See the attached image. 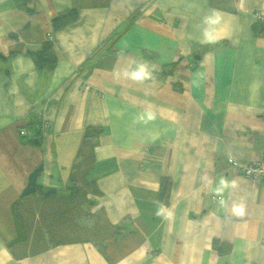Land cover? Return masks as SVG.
<instances>
[{
  "label": "crops",
  "instance_id": "1",
  "mask_svg": "<svg viewBox=\"0 0 264 264\" xmlns=\"http://www.w3.org/2000/svg\"><path fill=\"white\" fill-rule=\"evenodd\" d=\"M67 9L77 17L55 25ZM211 9L222 22L206 43L200 23ZM260 15L264 0H0V264H264V182L226 161L264 154ZM133 59L154 66L151 78L116 77ZM148 107L155 119L138 122ZM40 110L50 131L22 139ZM90 126L102 131L90 210L119 235L105 253L73 242L15 256L24 236L14 206L30 174L41 167L36 189L66 195ZM221 178L230 187L218 196Z\"/></svg>",
  "mask_w": 264,
  "mask_h": 264
},
{
  "label": "trees",
  "instance_id": "2",
  "mask_svg": "<svg viewBox=\"0 0 264 264\" xmlns=\"http://www.w3.org/2000/svg\"><path fill=\"white\" fill-rule=\"evenodd\" d=\"M74 17H77V12L67 9L61 11L54 22L61 26ZM41 54L43 53L32 54L38 63ZM52 64L53 60L50 64L45 63L48 66ZM33 130V138L42 137L40 130ZM101 132V127L98 126L86 129L71 169L73 186L66 195L53 191L43 193L38 186L36 191L21 196L15 203L14 212L24 236L21 241L11 244L15 256L34 255L50 246L73 242H92L99 251L105 253L108 239L119 235L120 227L113 224L103 210H90L93 200L89 198V194L98 193V189L87 180V175L93 170L94 148ZM213 247L222 253L230 249V244L216 239Z\"/></svg>",
  "mask_w": 264,
  "mask_h": 264
},
{
  "label": "clouds",
  "instance_id": "3",
  "mask_svg": "<svg viewBox=\"0 0 264 264\" xmlns=\"http://www.w3.org/2000/svg\"><path fill=\"white\" fill-rule=\"evenodd\" d=\"M243 6V0H241V8ZM222 22V13L218 9H211L206 13L200 23V31L202 40L206 43H214L217 39V29ZM155 70L154 66L150 67L149 64L143 60H131L125 67L119 69L116 72V77L120 78L121 76L125 79L132 81H144L151 78L153 71ZM155 119V113L150 107L143 109L138 113L136 120L138 122L147 123ZM234 181L232 184L234 185ZM230 187V183L227 179L221 178L218 181V186L214 189L216 195L222 194L226 189ZM232 212L236 215H243L244 207L241 204H235L232 207ZM157 216H161L165 219H168L171 216V212L166 209L163 205H160L156 211Z\"/></svg>",
  "mask_w": 264,
  "mask_h": 264
},
{
  "label": "built area",
  "instance_id": "4",
  "mask_svg": "<svg viewBox=\"0 0 264 264\" xmlns=\"http://www.w3.org/2000/svg\"><path fill=\"white\" fill-rule=\"evenodd\" d=\"M259 19L264 20L263 16H258ZM38 119L36 123L37 129L36 131L40 130L42 134L49 132L51 129V121L46 118L44 111L40 110L37 113ZM19 134L22 139L27 140L29 138H33L34 130L30 126H22L19 129ZM228 164L229 166L238 169L240 172L247 176H253L258 180L264 182V156L260 157L258 160L249 162L234 156L228 157Z\"/></svg>",
  "mask_w": 264,
  "mask_h": 264
},
{
  "label": "water",
  "instance_id": "5",
  "mask_svg": "<svg viewBox=\"0 0 264 264\" xmlns=\"http://www.w3.org/2000/svg\"><path fill=\"white\" fill-rule=\"evenodd\" d=\"M40 170H41V167L39 168H36L29 176V182H28V185L26 187V189L24 190V195L26 194H30L32 193L33 191H35L36 189V180L40 174Z\"/></svg>",
  "mask_w": 264,
  "mask_h": 264
},
{
  "label": "rangeland",
  "instance_id": "6",
  "mask_svg": "<svg viewBox=\"0 0 264 264\" xmlns=\"http://www.w3.org/2000/svg\"><path fill=\"white\" fill-rule=\"evenodd\" d=\"M263 18H264V16H263ZM260 20H262V19H260ZM52 38H53V36H51L49 39L52 40ZM230 156H231V155H229L228 157H230ZM262 156H264V154H263ZM228 157L226 158V161H227ZM250 162H253V161H250Z\"/></svg>",
  "mask_w": 264,
  "mask_h": 264
},
{
  "label": "bare ground",
  "instance_id": "7",
  "mask_svg": "<svg viewBox=\"0 0 264 264\" xmlns=\"http://www.w3.org/2000/svg\"><path fill=\"white\" fill-rule=\"evenodd\" d=\"M233 156V155H232ZM227 163H228V159H227ZM215 198H217V196H215Z\"/></svg>",
  "mask_w": 264,
  "mask_h": 264
}]
</instances>
